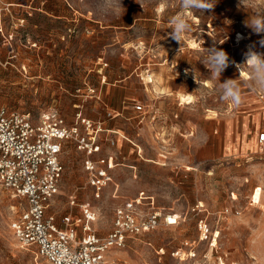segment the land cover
Masks as SVG:
<instances>
[{"label":"rangeland","instance_id":"rangeland-1","mask_svg":"<svg viewBox=\"0 0 264 264\" xmlns=\"http://www.w3.org/2000/svg\"><path fill=\"white\" fill-rule=\"evenodd\" d=\"M66 1H10L0 21V107L29 112L35 123L52 110L69 124L79 112L102 120L118 132L116 146L104 142L105 151L121 150L122 164L95 199L84 154L71 144L50 211L60 220L75 194L97 211L94 229L106 235L116 208L145 191L174 224L162 220L112 248L115 264H264V147L256 142L264 131V90L247 66L238 67L250 46L264 53V33L245 23L264 19V0H217L204 12L184 11L180 0ZM181 13L192 25L182 46L170 36L171 19ZM214 43L235 61L220 81L201 63ZM229 78L241 86L238 107L221 97L220 82ZM135 100L148 112L138 116ZM21 207L0 190V264H51L14 236Z\"/></svg>","mask_w":264,"mask_h":264},{"label":"built area","instance_id":"built-area-1","mask_svg":"<svg viewBox=\"0 0 264 264\" xmlns=\"http://www.w3.org/2000/svg\"><path fill=\"white\" fill-rule=\"evenodd\" d=\"M12 5L0 0V21L11 12ZM133 107L138 113L145 112L140 102L135 101ZM107 116L115 115L107 111ZM115 133L104 121L81 112L72 124L54 110L43 113L35 123L29 112L0 107V190L22 204L11 223L22 246H35L51 264H115L108 257L112 248H124L130 238L156 229L162 220L174 224L170 216L163 217L162 211L154 207V198L144 192L116 208L113 228L106 235L94 229L97 211L88 203L77 202L75 194L69 201L70 210L60 220L50 211L63 179L64 144L72 143L84 154L87 185L92 197L99 199L113 182L117 155L102 153L107 150L104 142L108 147L116 146ZM259 141L264 142V131ZM145 202L148 210L142 207ZM74 207H79L81 214L73 213ZM199 229L205 235L209 231L205 221L199 222Z\"/></svg>","mask_w":264,"mask_h":264},{"label":"clouds","instance_id":"clouds-1","mask_svg":"<svg viewBox=\"0 0 264 264\" xmlns=\"http://www.w3.org/2000/svg\"><path fill=\"white\" fill-rule=\"evenodd\" d=\"M217 0H180V7L184 11H199L212 10L215 8ZM246 26L250 27L256 33H264V19L253 18L247 20ZM172 29L170 36L177 41L181 46L183 39L187 33L192 30V25L189 18L183 13L173 16L170 22ZM261 46H264V40L260 41ZM206 55L201 60V63L209 70V75L220 81L221 74L235 61L230 59L229 54L215 46V43L210 48H205ZM244 63L238 65L239 69L242 66H247L250 70V76L255 85L264 90V53H259L254 46H250L248 51L244 53ZM220 93L223 100L232 103L234 106H240L243 102L241 86L237 79H226L223 83L220 82Z\"/></svg>","mask_w":264,"mask_h":264},{"label":"crops","instance_id":"crops-1","mask_svg":"<svg viewBox=\"0 0 264 264\" xmlns=\"http://www.w3.org/2000/svg\"><path fill=\"white\" fill-rule=\"evenodd\" d=\"M9 1V0H8ZM11 1V0H10ZM67 2V4L70 6L71 5V2L69 1V0H67L66 1ZM40 4L39 5H43V2H39ZM86 15L87 16H89L87 13H86ZM85 16V15H84ZM98 95V98H100L101 97V90L99 91V93L97 94ZM184 96L185 97H187V95L186 94H184ZM136 102H140V103H142L143 104V102L142 101H140V100H135ZM135 103V102H134ZM133 103V104H134ZM133 104H132V108H133V111L134 112H136L135 111V109H134V107H133ZM145 106V105H144ZM146 108V107H145ZM148 111H146V109H145V112H143V113H138V112H136L137 114H138V116H141V115H143V114H145V113H147ZM247 118H249V117H243V119H242V123H243V125H245L246 124V122H247ZM230 124H232L231 122H227V129L225 130V138L227 139L226 141H228V139H231V135H232V132H230L231 131V128H232V126L230 125ZM230 130H229V129ZM109 129H111V128H109ZM114 130V129H113ZM116 131V130H115ZM261 132H263V131H261ZM260 132V133H261ZM260 133H258L257 134V137H256V142H257V145H258V147L259 148H261V147H264V142L263 143H261L260 141H259V134ZM115 134H118V132H116ZM232 141L231 140H229V143H231ZM71 144L72 143H65L64 144V148H63V151H64V149L65 148H67V147H69V146H71ZM120 150V149H119ZM202 150V148H200L199 149V151H201ZM106 151H103V153H105ZM63 153V152H62ZM102 153V154H103ZM115 154L117 155V165L115 166V169L113 170V181H114V176H115V170H116V168L118 167V166H120L122 163H121V158H122V155H121V150L120 151H117V152H115ZM61 159H62V154H61ZM65 167V166H64ZM84 170V169H83ZM64 171H65V168H64ZM63 177H64V174H63ZM63 180V179H62ZM62 183V182H61ZM60 187H61V185H60ZM141 192H144L145 193V191H140L139 192V194H138V196L140 195V193ZM116 195V194H115ZM146 195V194H145ZM137 196V197H138ZM147 196H149V197H153V198H155L153 195H147ZM136 197V198H137ZM145 205H147L146 204V202H145V204L143 205V206H145ZM142 206V207H143ZM101 235V234H100Z\"/></svg>","mask_w":264,"mask_h":264},{"label":"bare ground","instance_id":"bare-ground-1","mask_svg":"<svg viewBox=\"0 0 264 264\" xmlns=\"http://www.w3.org/2000/svg\"><path fill=\"white\" fill-rule=\"evenodd\" d=\"M190 101H188L187 103H189ZM170 219H171V217H170Z\"/></svg>","mask_w":264,"mask_h":264}]
</instances>
